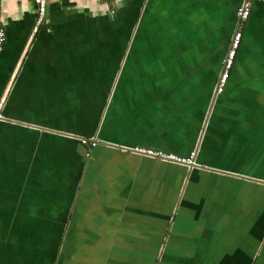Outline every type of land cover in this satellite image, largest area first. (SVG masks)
<instances>
[{
	"label": "crops",
	"instance_id": "0c3cea01",
	"mask_svg": "<svg viewBox=\"0 0 264 264\" xmlns=\"http://www.w3.org/2000/svg\"><path fill=\"white\" fill-rule=\"evenodd\" d=\"M46 1L0 4V264H264V0L207 120L242 0Z\"/></svg>",
	"mask_w": 264,
	"mask_h": 264
},
{
	"label": "built area",
	"instance_id": "2783aa9c",
	"mask_svg": "<svg viewBox=\"0 0 264 264\" xmlns=\"http://www.w3.org/2000/svg\"><path fill=\"white\" fill-rule=\"evenodd\" d=\"M255 1H259V0H242V2L235 9L234 29L230 37L228 48L222 59L221 70L215 84L214 91L217 95L221 93L224 89L229 72L234 63V58L237 52V48L239 46L244 24L250 15L252 5ZM0 4H1V0H0ZM46 5H47L46 0H37V4H36L37 20L35 27L44 17L46 12ZM5 38H6L5 27L0 17V46L5 41ZM1 106H2V102L0 101V109ZM80 139L81 142L90 144L92 146L98 142L97 139H90V140L86 138H80ZM132 150L149 157H154L164 161L174 162L182 165H192L194 163V157H195L194 151H190L189 154L185 156H181L173 152H168L159 148L134 147L132 148Z\"/></svg>",
	"mask_w": 264,
	"mask_h": 264
},
{
	"label": "flooded vegetation",
	"instance_id": "af4514ba",
	"mask_svg": "<svg viewBox=\"0 0 264 264\" xmlns=\"http://www.w3.org/2000/svg\"><path fill=\"white\" fill-rule=\"evenodd\" d=\"M261 1H262V0H259V1H256V2H254V3H259V2H261ZM251 17H252V9H251V12H250L249 17L247 18V20H246V22H245V24H244V28H243V31H242L241 39H240L239 46H238V48H237V52H236V56H235V58H236V62H235V60H234L235 63H238V62H240L241 59H243V57H242V55H241V51H240V49H241L242 41H245V40H246V36H245V35L247 34V32H248L247 29H248L249 25H251V22H252ZM249 23H250V24H249ZM250 27H251V26H250ZM260 137H261L262 140L264 141V136L260 135Z\"/></svg>",
	"mask_w": 264,
	"mask_h": 264
},
{
	"label": "water",
	"instance_id": "95a60500",
	"mask_svg": "<svg viewBox=\"0 0 264 264\" xmlns=\"http://www.w3.org/2000/svg\"><path fill=\"white\" fill-rule=\"evenodd\" d=\"M217 94L216 93H214V95H213V98L211 99V101H210V104H209V106H208V110H207V115H206V120H207V118H208V116H209V114H210V111H211V109H212V106H213V103H214V101H216V98H217ZM100 142H102V141H100ZM103 143V142H102ZM104 144L105 145H107V146H110V147H117V145H114V144H111V143H108V142H104ZM194 165H196L197 166V164H195V163H193L192 165H189V166H194ZM200 167H205V166H200ZM205 168H208V167H205ZM208 169H213V170H216V169H214V168H208ZM218 171V170H217ZM220 171V170H219ZM224 172V171H223ZM226 173V172H225ZM229 173V172H228ZM230 175H233V176H238V177H246V176H244V175H240V174H234V173H229ZM246 178H250V177H246ZM250 179H253V178H250ZM254 180H256V182H259V183H262V184H264V180L263 179H254Z\"/></svg>",
	"mask_w": 264,
	"mask_h": 264
},
{
	"label": "rangeland",
	"instance_id": "374dc122",
	"mask_svg": "<svg viewBox=\"0 0 264 264\" xmlns=\"http://www.w3.org/2000/svg\"><path fill=\"white\" fill-rule=\"evenodd\" d=\"M218 106V105H217ZM217 108V107H216ZM259 135H262V136H264V133H260ZM255 139V138H254ZM255 141H259V139H255ZM262 143H264L263 141H262ZM262 143H260L259 142V144H260V147H256V153L258 154V155H260L262 158H264V147H262L261 148V144Z\"/></svg>",
	"mask_w": 264,
	"mask_h": 264
},
{
	"label": "trees",
	"instance_id": "16d2710c",
	"mask_svg": "<svg viewBox=\"0 0 264 264\" xmlns=\"http://www.w3.org/2000/svg\"><path fill=\"white\" fill-rule=\"evenodd\" d=\"M107 1V0H106ZM234 25H235V21H234ZM234 29V28H233ZM236 56V55H235ZM234 60H235V62H236V58H234ZM235 62H234V64H235ZM234 64H233V66H234ZM232 69V68H231ZM232 71L234 72V70L232 69ZM231 70H230V72H229V75H228V78H227V81H226V84H225V86H224V89L226 88V86H227V84L229 83H231V82H229V79L231 78V76L234 74L233 72H232ZM224 89H223V91H224ZM223 91L221 92V93H219L218 94V96L220 97V94H222L223 93Z\"/></svg>",
	"mask_w": 264,
	"mask_h": 264
}]
</instances>
